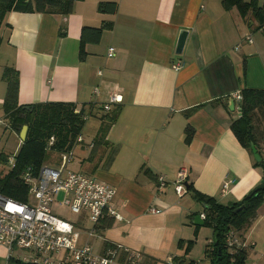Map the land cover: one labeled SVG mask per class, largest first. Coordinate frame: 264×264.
I'll use <instances>...</instances> for the list:
<instances>
[{
  "label": "crops",
  "instance_id": "1",
  "mask_svg": "<svg viewBox=\"0 0 264 264\" xmlns=\"http://www.w3.org/2000/svg\"><path fill=\"white\" fill-rule=\"evenodd\" d=\"M221 1L77 0L68 15L10 11L5 16L2 116L5 67L17 71L19 105L72 102L92 107L97 117L119 108L105 145L94 148L95 132L89 139L82 134L84 143L75 151V170L115 189L111 205L121 219L112 218L107 227L101 221L96 234L88 236L85 229L91 224L77 217L80 241L97 253L119 247L139 251L141 264H164L170 255L199 264L203 260L194 258V250L202 237L204 205L190 192L176 193L178 170L185 167L188 184L222 204L241 200L263 182L262 169L231 130L239 109L233 100L231 111L228 100L245 87L264 89V25L255 29L250 13L242 17ZM257 1L264 6V0ZM105 2L116 3L114 13L100 10ZM84 27L102 28L99 41L91 42L87 32L89 40L82 43ZM181 30L188 36L176 54ZM109 46L115 48L111 58L106 56ZM174 64L181 67L174 69ZM114 96L120 100L112 102ZM107 104L110 109L104 110ZM187 125L194 130L188 143ZM159 175L166 179L164 186L158 184ZM225 181L230 183L222 194ZM252 222L243 233L252 244L246 261L264 264V204ZM207 239L204 260L209 264ZM7 261L0 245V264Z\"/></svg>",
  "mask_w": 264,
  "mask_h": 264
},
{
  "label": "trees",
  "instance_id": "2",
  "mask_svg": "<svg viewBox=\"0 0 264 264\" xmlns=\"http://www.w3.org/2000/svg\"><path fill=\"white\" fill-rule=\"evenodd\" d=\"M77 0H0V31L5 25V16L10 11L22 12H57L68 15L72 12L73 3ZM225 9L236 8L239 14L244 17L251 14L256 21L255 29L264 25V6L258 4L257 0H222ZM100 10L105 13H114L115 2H105L100 5ZM87 32L91 33V42H98L102 28L84 27L81 33V42L89 40ZM2 41L0 35V43ZM3 80L6 82V94L3 102L5 118L11 129L20 132L23 125L28 126L26 138L20 143V148L15 156V164L11 170L0 176V192L18 200H25L26 186L23 185L21 175L28 168L37 174L42 164H46L49 158L56 157L58 152L71 150L76 143L78 135L84 133V126L89 117H96L100 123L95 128L94 148L106 144L105 135L109 126L116 118L119 108L97 117L92 113V107L78 108L72 102H37L30 105L18 104V74L12 67H5ZM239 116L231 123L237 140L250 152L253 157L251 144L257 149L261 160L253 157V163L262 169L264 174V157L261 148L264 145V89L243 88L240 90ZM230 97H226L228 99ZM87 115V119L83 116ZM250 132V135H249ZM185 141L188 143L194 130L192 126L185 128ZM54 136L55 142L47 147V142ZM264 149V148H263ZM53 163V162H52ZM264 182V177H263ZM257 187V186H256ZM252 189L241 200L231 204H222L215 198L205 195L192 188L187 183L186 192L204 205V225L212 229L211 240L205 246V257L209 264H247V248H229L226 243V235L232 230L237 233L243 241V233L250 226L258 208L264 204V188ZM250 194V195H249ZM249 195V196H248ZM243 205L241 210L234 212V209ZM112 218H105L102 221L103 227L113 224ZM189 244H187L186 252ZM9 264L16 261L8 259ZM177 264H195L193 260L185 262L177 257Z\"/></svg>",
  "mask_w": 264,
  "mask_h": 264
},
{
  "label": "built area",
  "instance_id": "3",
  "mask_svg": "<svg viewBox=\"0 0 264 264\" xmlns=\"http://www.w3.org/2000/svg\"><path fill=\"white\" fill-rule=\"evenodd\" d=\"M247 39L251 41L250 37ZM114 55L115 48L109 46L106 56L111 58ZM180 67L181 64L173 65L174 69ZM232 99L237 101L239 109L240 92L235 93ZM119 100L118 96L111 99L112 102ZM109 109L110 105H105L104 110ZM87 117L84 115L83 119L86 120ZM0 128H11L2 115ZM54 142V136H51L47 142L49 150ZM83 143V136L78 135L71 150L56 154L57 163L42 164L37 174L31 172L30 168L25 170L21 175L22 183L26 186L25 200L11 198L0 192V245L7 251V259H14L15 264H141V253L136 250L114 247L103 253L95 252L88 242L80 241L78 220L60 217L52 211V204L61 193L62 198L57 204L69 208L72 213L91 224L85 229L88 236L96 234L95 226L105 218L121 219L111 205L114 187L69 167L74 161L76 147ZM86 145L92 147L93 141H88ZM10 158H13L11 167H14L15 156ZM157 181L159 186L166 183L162 175L157 177ZM187 183V169L181 167L173 181L178 195L186 192ZM229 183L230 181L222 183V194L226 192ZM150 211L156 212V209L150 208ZM200 216L202 219L205 217L203 213ZM226 243L232 249L252 245L246 243L245 238L242 241L232 230L226 235ZM177 257L178 255L168 256L164 264H177Z\"/></svg>",
  "mask_w": 264,
  "mask_h": 264
},
{
  "label": "rangeland",
  "instance_id": "4",
  "mask_svg": "<svg viewBox=\"0 0 264 264\" xmlns=\"http://www.w3.org/2000/svg\"><path fill=\"white\" fill-rule=\"evenodd\" d=\"M99 113L101 114L102 111ZM2 114L3 111L0 109V115ZM97 124H98V120L95 117H89V119L86 121V126L83 133L86 136L85 137L86 139H89V137L92 136V134H94ZM260 125L264 127V121H261ZM19 133L20 132H17L11 128L7 130L0 128V176L3 175L6 171L12 169L11 165L13 163V158L11 159L10 157L16 156L20 148L19 147L20 143H22L19 139ZM261 148L263 150L264 145H262ZM45 163L55 164L57 163V158L56 157L54 158L51 155V158H49V160ZM69 167L74 169L77 168L78 166L77 164H75L74 161L69 165ZM61 198H62V194L59 193L55 199V202L52 204L53 213L59 215L60 217L76 221L77 217H79L78 214L72 213L69 210V208L57 204V201H59ZM83 223L84 222H81V224ZM252 223L253 222L251 221L250 227ZM198 229H203V230H202L201 240L197 243V247L194 250V258L197 260L199 259L203 260L202 262L199 261V264H206V261L204 260V244L205 241L208 240L207 238L212 236V229L206 225L201 226ZM194 240L195 239L192 240L191 247L196 243ZM247 264H251V261L248 260Z\"/></svg>",
  "mask_w": 264,
  "mask_h": 264
},
{
  "label": "water",
  "instance_id": "5",
  "mask_svg": "<svg viewBox=\"0 0 264 264\" xmlns=\"http://www.w3.org/2000/svg\"><path fill=\"white\" fill-rule=\"evenodd\" d=\"M187 36H188V31L181 30L179 32V35H178V38H177L176 47H175V53L176 54H181L182 53V51L184 49V46H185V43H186ZM228 108L231 111L234 110V103H233V99H231V98L228 100ZM27 130H28V126L27 125H23L21 130H20V133H19V139H20L21 142L26 138ZM249 135H250V132H249ZM251 148H252L253 157L257 161H260L261 160V156L257 152V149L254 147L253 143L251 144ZM186 188H187V184H186ZM263 188H264V182H262L261 184H259L256 187V189H263ZM242 207H243V205H241L240 207L234 209V212H238L239 210H241Z\"/></svg>",
  "mask_w": 264,
  "mask_h": 264
}]
</instances>
